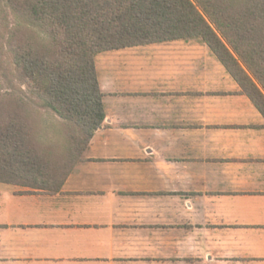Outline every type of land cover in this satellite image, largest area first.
I'll return each instance as SVG.
<instances>
[{"label":"crops","instance_id":"0c3cea01","mask_svg":"<svg viewBox=\"0 0 264 264\" xmlns=\"http://www.w3.org/2000/svg\"><path fill=\"white\" fill-rule=\"evenodd\" d=\"M94 63L104 118L65 175L0 181V264H264V118L208 46Z\"/></svg>","mask_w":264,"mask_h":264},{"label":"trees","instance_id":"16d2710c","mask_svg":"<svg viewBox=\"0 0 264 264\" xmlns=\"http://www.w3.org/2000/svg\"><path fill=\"white\" fill-rule=\"evenodd\" d=\"M9 2L23 22L11 32L16 72L77 130L79 137H69L71 163L104 118L94 58L106 51L197 39L264 118V0ZM17 108L0 117V181L52 188L66 171L52 176L50 155L35 147L32 126Z\"/></svg>","mask_w":264,"mask_h":264},{"label":"rangeland","instance_id":"374dc122","mask_svg":"<svg viewBox=\"0 0 264 264\" xmlns=\"http://www.w3.org/2000/svg\"><path fill=\"white\" fill-rule=\"evenodd\" d=\"M235 5L243 0H227ZM23 25L10 6L9 0H0V117L12 108L20 109L25 119L32 126L35 147L43 154L50 155L52 176H61L71 164L68 150L71 134H77L44 102L45 100L32 91V85L19 77L16 72L11 51V32L17 25ZM26 25V24H25ZM40 33V32H39ZM40 42H45V35L40 34ZM31 87H30V86ZM77 154V152H76ZM21 185V181L14 182Z\"/></svg>","mask_w":264,"mask_h":264}]
</instances>
